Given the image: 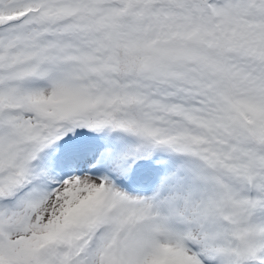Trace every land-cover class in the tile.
Segmentation results:
<instances>
[{
	"label": "snow or ice",
	"instance_id": "6c2138e0",
	"mask_svg": "<svg viewBox=\"0 0 264 264\" xmlns=\"http://www.w3.org/2000/svg\"><path fill=\"white\" fill-rule=\"evenodd\" d=\"M0 264H264V0H0Z\"/></svg>",
	"mask_w": 264,
	"mask_h": 264
}]
</instances>
